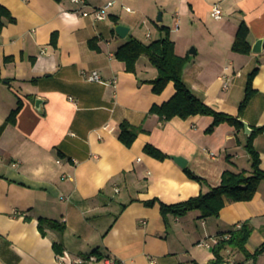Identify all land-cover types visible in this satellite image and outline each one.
I'll list each match as a JSON object with an SVG mask.
<instances>
[{
    "label": "crops",
    "instance_id": "crops-1",
    "mask_svg": "<svg viewBox=\"0 0 264 264\" xmlns=\"http://www.w3.org/2000/svg\"><path fill=\"white\" fill-rule=\"evenodd\" d=\"M85 1L88 8L72 0H0L16 19L0 34V264H102L107 258L120 264H209L214 250L198 243L247 222L254 228L247 249L254 254L264 244V183L252 201L226 199L218 217L202 219L200 211L164 216L160 205L208 193L226 171L251 173L246 130L223 123L210 134L211 116L165 121L151 114L175 96V84L156 94L158 70L149 57H141L134 74L116 52L132 39L161 40L162 28H169L176 54L190 57L187 87L233 116H239L249 76L259 68L242 117L254 133L264 128V47L253 52L264 40V0ZM111 1L116 4L108 19L96 20L94 9ZM217 6L221 19L213 15ZM244 22L250 55L233 51ZM120 25L129 28L125 38L117 32ZM94 71L104 83L89 81ZM20 100L16 121L8 122ZM124 122L140 130L132 147L119 139ZM149 144L169 158L147 154ZM254 144L264 170V131ZM174 157L185 158L209 186L191 179ZM153 200L155 206L146 204ZM42 218L65 232L46 226L44 236ZM54 243H63V254ZM225 257L255 263L233 250ZM256 264H264V254Z\"/></svg>",
    "mask_w": 264,
    "mask_h": 264
},
{
    "label": "trees",
    "instance_id": "trees-1",
    "mask_svg": "<svg viewBox=\"0 0 264 264\" xmlns=\"http://www.w3.org/2000/svg\"><path fill=\"white\" fill-rule=\"evenodd\" d=\"M63 2L64 0H56ZM16 23V19L12 16L10 11L5 7H0V34L3 32L6 22ZM166 33L161 40L154 41L150 44L143 43L137 39H132L116 52V58L124 62L127 66V71L130 73H137V65L141 57H149L152 65L158 70V77L152 81L154 85V92L161 94L170 83H174L176 87L175 96L162 106H154L151 114H157L165 121H170L176 117L188 119L192 116L203 115L214 118V123L207 130L212 134L215 129L223 124L228 123L235 127L238 131L245 130V125L239 121L243 117V113L248 107L255 91L253 89V81L259 72L256 68L249 76L246 98L240 105L239 116H233L224 112H219L213 107L207 105L200 100L186 85L184 81V72L190 57H180L175 51V42L171 38V31L169 28H162ZM250 29L244 22L239 27L236 40L233 46V51L243 55H250L252 53V46L249 42ZM56 38V37H55ZM56 44V39H54ZM23 106L22 100L19 106L8 118V122L14 123ZM264 131V128H258L249 136L247 143V151L251 156L252 172L235 173L226 171L222 176V182L218 187H212L208 193L202 192L200 196L192 198L187 202L175 205H166L160 203L161 211L164 216L170 214L185 217L190 212L200 211L201 218L207 219L211 217H218L226 205V199L230 202H249L252 201L260 186L264 183V170L261 168V158L258 150L255 147L254 141L257 132ZM140 134V130L134 128L130 123L124 122L120 127L119 139L127 147H132ZM145 152L150 156L165 161L169 158L152 145H147ZM187 175L199 182L202 187L209 186L208 182L194 174L188 167L185 168ZM157 200L147 202L148 206H155ZM48 226L56 229L61 233L65 232V226L58 224L55 221L48 219H40V230L44 236H47L45 227ZM254 232L251 223L247 222L238 229L233 230L229 234L231 238L228 240H221L214 249L215 259L209 264H226L229 261L225 257V252L228 250L237 251L245 255L247 260H254L256 264L257 259L264 254V244L254 253L251 254L247 249V244ZM55 251L58 255L64 253L63 243H54ZM97 250L95 252L98 253ZM192 264H200L193 262ZM236 264H246L237 262Z\"/></svg>",
    "mask_w": 264,
    "mask_h": 264
},
{
    "label": "built area",
    "instance_id": "built-area-1",
    "mask_svg": "<svg viewBox=\"0 0 264 264\" xmlns=\"http://www.w3.org/2000/svg\"><path fill=\"white\" fill-rule=\"evenodd\" d=\"M72 1L74 3L82 5L85 8H88L85 0H72ZM115 4H116L115 1H111V2L107 3L104 7L94 9V15H95L96 20H98V21L107 20L109 17V10L111 8H113L115 6ZM128 11H131V10L128 9ZM83 15L89 16L90 12L86 11L83 13ZM213 15L215 16L216 19L222 18V11L218 6L214 8ZM177 27H178V25H177ZM88 78H89V81H91V82L104 83V80H103L101 74L97 71L92 72L88 76ZM239 227H241V226H239ZM230 238H231L230 234L225 235L223 237H213V238H209L207 240H203V241L199 242L198 246L201 248L208 249V250H214L216 245L219 244V242L221 240H228ZM85 262H86V259H79L75 264H84ZM102 264H120V263L117 261H114L113 259L107 258L102 262ZM226 264H236V262L231 260Z\"/></svg>",
    "mask_w": 264,
    "mask_h": 264
},
{
    "label": "water",
    "instance_id": "water-1",
    "mask_svg": "<svg viewBox=\"0 0 264 264\" xmlns=\"http://www.w3.org/2000/svg\"><path fill=\"white\" fill-rule=\"evenodd\" d=\"M162 20V18L160 17V21ZM117 32L118 34L125 38L129 32V28H127L126 26H123V25H120L117 27ZM263 47H264V40H259L255 46L253 47V52L255 54H260L263 52ZM195 50H192V53H195L193 52ZM44 103V100L43 99H37V108L39 110H41V106L42 104ZM240 122H242L244 125H245V130H246V133L250 136L253 134V129L251 128L250 124L248 122H246L244 119L240 118L239 119ZM174 160L183 168H186L187 166V163L188 161L185 159V158H182V157H174Z\"/></svg>",
    "mask_w": 264,
    "mask_h": 264
},
{
    "label": "rangeland",
    "instance_id": "rangeland-1",
    "mask_svg": "<svg viewBox=\"0 0 264 264\" xmlns=\"http://www.w3.org/2000/svg\"><path fill=\"white\" fill-rule=\"evenodd\" d=\"M234 256H235V254L233 253V254H232V257H234ZM240 258H241V257H240ZM229 261H231V260H229ZM232 261H235V262L237 263V262H239V259H238V258H237V259H233Z\"/></svg>",
    "mask_w": 264,
    "mask_h": 264
}]
</instances>
